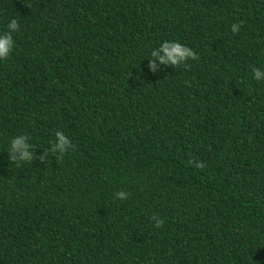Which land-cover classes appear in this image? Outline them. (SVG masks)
<instances>
[{
    "label": "trees",
    "instance_id": "obj_1",
    "mask_svg": "<svg viewBox=\"0 0 264 264\" xmlns=\"http://www.w3.org/2000/svg\"><path fill=\"white\" fill-rule=\"evenodd\" d=\"M12 19L0 264H264V0H0V34ZM165 41L199 60L154 75ZM56 131L76 150L10 162Z\"/></svg>",
    "mask_w": 264,
    "mask_h": 264
},
{
    "label": "clouds",
    "instance_id": "obj_2",
    "mask_svg": "<svg viewBox=\"0 0 264 264\" xmlns=\"http://www.w3.org/2000/svg\"><path fill=\"white\" fill-rule=\"evenodd\" d=\"M243 22L233 23L231 25V31L233 34L240 32ZM20 24L16 19H12L7 25V31L0 34V60H6L11 55L14 48L13 33L19 31ZM199 56L193 51L192 48L176 41H165L160 47L151 51V59H149L148 68L155 75L158 72L157 61L161 65L171 66L173 68H179L181 66L187 68L190 65L187 63L189 60H199ZM251 71L254 79L257 82L264 80V71L256 66H251ZM55 140L51 143L50 149H44L43 154L39 157L34 156L33 146L28 142L26 135L17 136L11 140L8 150V156L11 163H15L17 167L22 166L25 163H30L34 159H39L41 163H49V153L56 156L58 160H62L64 156L70 151L76 150V145L62 132L56 131ZM189 164H192L196 168L204 169L206 165L204 162L190 160ZM128 193L124 190L117 191L114 196L120 200L128 199ZM151 220L154 222V227L162 228L165 220L159 215L153 214Z\"/></svg>",
    "mask_w": 264,
    "mask_h": 264
}]
</instances>
